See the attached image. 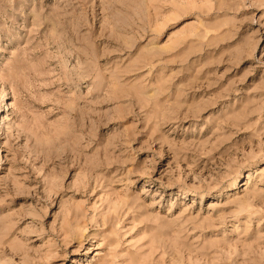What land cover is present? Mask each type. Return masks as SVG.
<instances>
[{
  "label": "rangeland",
  "instance_id": "1",
  "mask_svg": "<svg viewBox=\"0 0 264 264\" xmlns=\"http://www.w3.org/2000/svg\"><path fill=\"white\" fill-rule=\"evenodd\" d=\"M0 264H264V0H0Z\"/></svg>",
  "mask_w": 264,
  "mask_h": 264
}]
</instances>
